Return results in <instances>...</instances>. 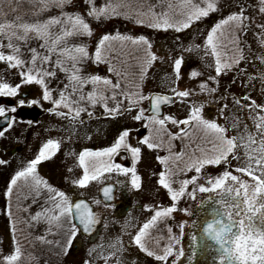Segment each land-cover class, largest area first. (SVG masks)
<instances>
[{"label": "rangeland", "instance_id": "1", "mask_svg": "<svg viewBox=\"0 0 264 264\" xmlns=\"http://www.w3.org/2000/svg\"><path fill=\"white\" fill-rule=\"evenodd\" d=\"M233 1L222 0L221 7L228 3L238 5V0H235L234 3ZM215 2L219 4L220 0H215ZM193 3H199L203 6L201 0H193ZM251 4L246 14V28L242 33V42L246 43L247 48L248 62L245 65L246 69L244 68L246 71L239 74L236 83L231 88V91L237 96L236 98L232 96L226 100L221 97V89L226 86L222 76L219 77L218 84L209 79L215 77L216 71L221 67L220 65L217 67L214 62L211 54L212 49L208 46L204 47L205 35L210 30L207 20L221 11L211 13L208 18H204L205 24L202 27L195 28L192 26L179 34H172L165 30L154 31L153 33L154 44L150 51L157 57L154 61L157 72L154 74L155 77L147 82L144 90L173 93L176 96L175 104L165 108V116L159 121L166 127H170L174 133L181 132L182 127L178 123L169 124L170 121L166 117L168 115L177 121L184 120L188 116L190 118L195 116L196 119H192L195 120L193 127L200 129L203 127L199 124L205 126L208 120H215L219 125L226 128L225 134L235 138V145L230 143L228 146L226 143L223 146L225 155H228L229 152H232V155H228V159L219 166L201 167L200 172L187 171V168L195 163L194 160H188V155H191L197 145L210 150L213 142L221 143L222 140L220 134L210 132H205L211 136L208 139L204 137L195 138L194 134L199 130H191L188 127L183 130L188 134L183 140L172 141L171 137L166 136L162 141L160 136L161 139L157 137L150 139V143L153 145L157 142L156 145L159 148L155 150L146 149L141 145V159L137 162L136 168L142 177V187L140 190H135L132 186L133 173L131 171L126 172L122 167L119 168V163L125 166L131 165L129 161H124L123 156H117V162L114 165L110 161V166L106 167L107 169L97 168L96 172L92 173L87 168L90 167L92 170L91 167H93L90 164L92 162L90 153H81V151L85 148L96 147L99 141L102 144L105 143V146L108 144L110 146L118 134L115 130L120 126L127 129L134 128L130 130L127 141L136 144L138 141L135 125L141 123L121 118V121L124 122L119 120V123L107 121L103 123L104 125L93 123L89 127L73 133L69 131V128L72 127L71 124L69 130L67 129L69 123L67 117H57L62 119L59 120L56 117L50 118L48 116L42 119L43 116H41L33 122L20 118V111L28 106V102L34 99L40 100V86L34 84L32 88H28L25 84H21L19 92L24 89L29 90V96L23 99L26 102L23 107L18 105V101L21 100L18 94L16 99L2 96L0 106L5 107L6 112H9L12 117L14 116L12 130L5 128V135L0 137V159L7 161L6 164L0 165V237L2 245L13 244L8 230L9 224L14 222L17 210L20 212L22 209L28 210L33 200L38 201L37 212L41 211V214L49 216L50 214L65 212L73 197L83 196L93 205L98 214L96 228L92 234L77 237L80 239L79 245L74 247L76 239L71 248H68V238L67 240L65 238L63 246L61 244L60 252L53 256L45 251L36 250L33 254L36 259L47 257L49 258L48 264H85L86 261L88 264H134L131 261L129 263L128 259L130 258L136 260L135 264H158L151 259L152 257L145 256L141 253L143 251L137 249L138 247H136L132 237L139 230V227L149 219V213L152 210L163 205V207L169 206L172 203L167 191L158 183L159 172L164 171L165 168L159 164L155 157L169 155L167 149L173 144L175 152L184 148L188 154L184 157L186 174L178 172L175 164L171 162L175 160V157L171 156L168 165L169 172L165 179L166 183L172 184L179 210L172 214V218L165 219L171 221L170 227L165 225L162 227V222L161 224L158 223L159 225L156 224L155 227L161 228V231L166 230L167 235L172 234L178 242L176 252L172 253V264H176L182 251L180 238L186 230V226L194 221L192 210L195 204L208 194L218 195L220 193L219 180L223 178L224 173L229 175L228 178H234L230 174L240 171L251 181H255V178L264 181V108L261 107L264 106V47H262L264 45V14L256 10L257 8L264 10V3L261 0H251ZM238 11L239 9L236 7H229L223 10L224 13H221L227 16L231 12ZM217 36V40L222 39L219 34ZM189 46H191L190 52H182V49ZM200 46L198 53L197 49ZM181 55L184 58V65L179 71V65L174 69L173 58H179ZM192 59L194 61H191ZM158 65L160 67H157ZM227 70V68H223L221 72H226L224 74L228 78L232 71ZM2 73L0 65V81H2ZM254 73L256 76L253 75ZM8 82L16 83L14 80ZM213 89L216 90L215 93L212 92ZM244 96H250L255 103L249 104L250 100L243 99ZM8 102H12V104ZM73 102L76 104L75 107H83L79 101L77 103L75 98ZM225 104L226 107H224ZM35 105L37 108L42 106L40 103ZM12 106L17 107L14 114L10 112ZM160 122L156 125L159 126ZM221 134L223 136V133ZM48 139L59 141L60 147L51 158L37 165V175L42 180L47 181L54 190H47L41 186L37 189L40 195L36 196L32 180L19 182L15 187L13 186L12 194L11 196L8 195V200L4 199V193L8 189L11 176L16 171L26 167ZM108 141L110 143L106 144ZM14 145H17V150L10 154L9 150ZM185 145H190V147H185ZM160 147H164V149L161 150ZM233 147L235 148L234 152L232 151ZM197 155H199L198 152ZM249 173L251 175L247 176L246 174ZM192 177H196V179L193 180ZM186 180L188 183H184ZM107 181L117 183L118 187L115 202L104 204L98 197V189ZM135 182L140 183L138 178ZM80 184L85 186L80 187ZM60 190H63L65 195H59ZM3 202L5 203L4 208ZM126 205L130 206V210L122 214L121 211ZM145 206L149 210H146ZM5 208L9 210V213L5 212ZM63 223L61 222L60 225ZM15 226L18 228L19 225L13 223L12 228ZM50 227L46 223L41 226L43 231H48ZM52 227L54 230L56 229V227ZM169 228L171 231L168 230ZM19 231L17 230V233ZM73 235L74 232L70 239ZM21 242L23 243L24 240Z\"/></svg>", "mask_w": 264, "mask_h": 264}, {"label": "trees", "instance_id": "2", "mask_svg": "<svg viewBox=\"0 0 264 264\" xmlns=\"http://www.w3.org/2000/svg\"><path fill=\"white\" fill-rule=\"evenodd\" d=\"M109 2H126L129 6L118 9L122 14L120 18H102L98 21L95 18L85 15L84 18L86 22L90 24L93 32L91 37H84L83 34L87 31V28L78 20L72 22L61 18L59 25L52 26L49 24L47 27L40 25V35L43 37V47H40L42 41L34 39L35 33L30 34L28 32V25L24 24L22 26V21L16 20V17H21L25 22H32L36 19L44 20L49 16H58L60 15L59 10L52 8L51 11L44 12L37 17L33 14L34 9L32 4L29 3V0H18L17 3H14L13 7L17 9L16 11H11L9 7L5 5L3 11L7 16L6 18L0 16V23L14 21L15 24L12 27H5L0 30L3 32V35L0 36V45H2V47H0V54H3L6 59L11 56L13 62L0 61L3 71L2 81H0V83L6 82L11 86H16L18 84L24 85V83H22V78L19 75L21 71H31L33 78L35 72L39 71L41 77L48 80L50 87L53 89V92L48 94L49 99L59 98L58 91L60 89H63L64 92V95L59 100V103L62 106L57 109L51 101H43L42 88L40 87L41 97L40 100H38V103L42 104V106H38L37 108L35 107L37 105H28L23 108L20 111L21 119L33 122L41 116H43L42 119L47 116L50 118L67 117L69 120L67 121L69 122L67 129L72 125V127L69 128L70 130H68L75 133L76 131H79V129L87 128V126L98 120L102 121L110 118L111 121L118 122L119 120L120 122H124L121 121V118H126V120L129 119L131 122H135L132 117L137 115H140L141 118L143 117L144 111L141 112L140 109L143 108V110H145L149 93L144 90V87L147 85V82L155 77L154 74L157 72L154 62L151 64V60H145L146 46L133 45L130 41L121 42L119 40L110 41L106 45V47H110L114 50L112 52L113 65L117 70L125 74L120 77V88H115L111 84H106L97 80H93L91 85H86L89 83L88 78L82 74H99L101 76H108L113 82L117 80V77L115 76V73L109 74L107 72V63H100L97 65L90 59L85 64L84 61L87 53H90V56H94L96 44L104 34H115L116 32H119L122 35H131L133 37L143 34L149 38L152 47L154 44V31H160L162 29H150L139 26L135 23V18L143 19L146 23L150 21L152 16L149 12V5H154L155 7L153 8V11L156 13L167 12L174 20L182 19L183 17L179 11V6L182 0H94L97 7H101ZM234 2L235 0L233 3ZM52 3L53 0H44V6L51 7ZM169 3L173 5L171 9L167 6ZM241 3L247 5L245 12V17H247V10L252 5L251 0H238V5ZM87 7L88 6L85 4L84 0H72V4L67 6L64 11L70 14H75L77 12L84 14L86 13ZM184 11L186 12L187 9ZM221 12L224 13L223 11ZM221 12L215 13L210 20H207L209 21V29L219 19L226 17L224 16L225 14H222ZM124 13H129L132 18H123ZM204 24L205 21L202 19L201 21L194 23L192 26L198 28L202 27ZM245 28L246 19L241 20L239 16L235 18L229 17L228 22L222 24L220 26V32L217 33L222 39L217 40V42L211 47L213 60L217 64V67L219 65L221 67L219 71L223 68L228 69L229 66L231 67L230 71H232V74L228 78L224 74L226 72L223 73L224 75H221L224 79V84H226L224 89H221V97L224 99L234 95L231 88L235 83L231 82L233 80L236 81L241 72L240 69H243L244 67L243 63H247L246 43L242 42V33H244L243 30H245ZM165 31L171 32L172 34L180 33L176 32L174 29H167ZM31 49H35V52L30 51ZM150 49H148V51H150ZM214 52L218 53V55H214ZM49 57L51 58L50 60H48ZM241 59H243V62L238 64L237 62ZM22 61L26 62L25 65ZM191 61H194V59ZM12 63H19L21 64V67L13 68L11 66ZM81 64L84 66L82 73L80 72ZM148 64L151 65L147 66ZM157 67H160V65ZM142 68L145 69L144 73L141 72ZM51 73H55V79L53 80H49V75ZM9 80L12 82L14 80L16 83L8 82ZM65 83H67L66 87ZM25 85L28 88H32L34 83ZM212 92L215 93L216 90L213 89ZM222 94L225 95L222 96ZM1 97L2 96H0V98ZM123 97H127V100L123 99ZM74 98L77 103L79 101V104L83 107H75L74 105L76 104L73 102ZM129 101H131V103H129ZM116 105L120 106L121 112L115 113V111H113L112 113H108L109 115H112L111 117L106 116L103 106L114 109ZM129 107L134 109L128 111ZM49 109H53V112H49ZM55 112H60L62 115H55ZM77 113H80V115H77ZM87 113H91V115H87ZM60 118L57 119L62 120ZM121 130L120 126L115 132L118 133ZM150 130L158 135L162 133L164 134V137L169 136L167 134V129L155 126L154 128L151 127ZM135 131L138 135H141L145 131V128L137 126ZM194 136L195 138L204 137L206 139L211 137L202 131H197ZM107 143L108 142H106V144ZM104 146L105 143L102 144L99 141L96 147L102 148ZM90 149H92V147ZM31 180V177H22L17 183ZM4 199L8 200L7 191L4 193ZM4 204L5 203L3 202V208L5 206ZM38 208V201L35 200V203L31 202L28 210L24 211L22 209L21 212L17 210L16 218L13 223L19 225L18 228L15 226V239L18 241L21 256L15 264H48L47 260L49 258L47 257L40 259L35 258L33 254L36 250L45 251L49 253L50 256L58 254L60 252L61 244L63 246L65 238L66 240L68 238L67 241H69L70 236L73 233L68 210L54 215L50 214L49 216L47 214H41L38 217L40 222L37 223L31 220V216L37 212ZM4 210L6 213H9L7 208ZM61 222H64L63 225H60ZM45 223L51 226L48 231H43V228H41ZM12 224H9L8 230L10 238L13 241V233L11 231ZM52 226L56 227V229L54 230ZM17 230L20 231L17 233ZM39 237L45 238L39 239ZM23 240L24 242L22 243L21 241ZM14 248V243L12 245L3 246L0 237V264H7L4 257L11 255Z\"/></svg>", "mask_w": 264, "mask_h": 264}, {"label": "snow or ice", "instance_id": "3", "mask_svg": "<svg viewBox=\"0 0 264 264\" xmlns=\"http://www.w3.org/2000/svg\"><path fill=\"white\" fill-rule=\"evenodd\" d=\"M18 0H0V16H4L6 18L7 14L3 11L5 5L9 7L11 11H16L17 9L13 7L14 3H17ZM85 4L88 6L86 13L81 14L79 12L75 14H70L64 11V9L72 4V0H53V3L51 7L44 6V0H29V3L32 4L34 12L33 14L37 17H39L41 14L44 12L51 11L52 8H56L59 10L60 15L58 16H49L47 19L40 20L36 19L35 21L32 22H25L21 17H16V20H21L22 21V26L24 24L28 25V32L35 33L34 39L38 41H42L40 43V47H43V37L40 35V25H44L47 27L49 24L52 26H56L60 24L61 18H64L66 20L75 22L79 21L81 24H83L86 28L87 31L83 34L84 37H91L93 35L91 26L89 23L86 22L85 20V15L88 17L95 18L96 20H101L103 19H113V18H120L121 13L118 11L119 8L122 7H128L129 5L126 2H120V3H114V2H109L105 3L101 7H97L94 3V0H84ZM202 5L199 3H193V0H182L180 6H179V11L181 16L183 17L182 19L179 20H174L171 18L167 12L164 13H156L153 11V8L155 7L154 5H149V12L151 13L152 19L148 21L147 23L140 18H135V23L139 26L147 27L150 29H162V30H167V29H174L176 32H182L184 30H188L192 27V25L196 22L201 21L204 18H208L211 13L217 12V11H223L229 7H236L239 9L238 12H231L229 15H227L224 18L219 19L213 26H211L210 30H208L206 39L204 41V47L208 46V48H211L217 41L218 36L217 33L220 32V26L222 24H225L228 22L229 17L235 18L239 16L241 20L246 19L245 17V12L247 5L245 3H241L240 5H234L231 3L228 4H223L221 7L222 0H220V3H216L215 0H201ZM262 3H264V0H261ZM168 8L171 9L173 5L169 3ZM187 9L185 12L184 10ZM258 12L261 14H264V10L257 8L256 9ZM123 18L125 19H131L132 16L129 13H124ZM15 24V22H6V23H0V30H2L5 27H12ZM3 35V32L0 31V36ZM113 40H119L121 42H128L130 41L133 45H142L146 46L145 50V60H151V64L157 59V57L153 54H151L148 49L151 48V43L149 38H147L145 35L141 34L138 36H131V35H122L119 32H116L115 34H104L101 36V38L98 40L95 51H94V56H90V53H87L86 59L84 63L86 64L90 59L99 65L100 63H107V72L109 74L115 73V76L117 77V80L113 82V80L108 77V76H101L99 74H93V75H87V74H82L83 76H86L88 78L89 83L86 85H91L93 80H97L106 84H111L115 88H120L121 87V80L120 77L124 76L125 74L122 73L121 71L117 70V68L113 65L112 63V52L114 51L110 47H106L108 42L113 41ZM2 47V45H0ZM264 47V45H262ZM201 46L197 49V52L199 53ZM30 51L35 52V49H31ZM183 51H191V46L182 49ZM214 55H218V53H213ZM51 58L49 57L48 60ZM183 55H181L179 58H173V64H174V69L176 68L177 65H179V71H181L182 66H183ZM0 61H7V62H13V58L9 56L7 59L3 54H0ZM47 62V60H46ZM243 62V59L238 61V64H241ZM22 63L25 65V61H22ZM151 64H148L147 66H150ZM13 68L15 67H21V64L19 63H12L11 65ZM84 68L83 64L80 65V72L82 73V69ZM231 67H228L227 71H230ZM240 71H246L245 69H240ZM141 72H145V69L142 68ZM224 72H221L219 70L216 71L215 77H210L209 79L213 80L216 84L219 83V77L223 74ZM19 75L22 78V83L24 84H35L37 86H40L42 88V99L45 102L51 101L55 108H60L62 105L59 103L60 98L64 95L63 89H60L59 92V98L56 99H49L48 94L53 92V89L50 87V84L48 80H45L43 77H41L39 71L35 72L34 78L32 75V72H25L21 71ZM256 76V74H253ZM55 79V73H51L49 75V80ZM67 79V78H66ZM231 83H235V80H233ZM85 85V86H86ZM67 86V83H65V87ZM84 86V87H85ZM21 85H16V86H11L9 83H0V96H5V97H15L18 94L19 88ZM225 94H222V96ZM123 99L127 100V97H123ZM171 99V98H167ZM243 99L250 100L249 104L255 103V101L251 100L250 96H244ZM55 101V102H54ZM237 102H240L237 100ZM25 100L21 99L18 101V105L23 107L25 106ZM37 100H32L28 102V105H35L37 104ZM131 103V101H129ZM226 107V104L224 105ZM264 108V106H261ZM104 112L106 116L111 117L112 115H109L108 113H112L115 111V113H120L121 108L119 105H116L115 108H109L107 106H103ZM134 108L129 107L128 111H132ZM17 111L16 106H12L10 108L11 113H15ZM49 112H53V109H49ZM141 112H143V108L140 109ZM55 115H62L60 112H55ZM77 115H80V113H77ZM87 115H91V113H87ZM201 115H202V109H201ZM7 116V112L5 107L0 106V119L3 120V123L0 124V137H3L5 135L4 129L6 128L7 130H12L13 128V123H14V116L9 117L8 119H4ZM167 119L173 123V124H180V125H186L189 124L190 121L192 120L189 116L181 121H177L174 119L171 115L166 116ZM71 118V117H70ZM132 119L136 122L141 121V116L137 115L132 117ZM143 127L146 129L147 134L143 135L139 143L143 146H146L147 149L149 150H155L159 148L157 145H153L150 143V128L149 124L147 121L143 125ZM203 129L206 132H210L212 134H217L219 135L220 133H223L221 143H212V147L210 150H207L203 147H200L197 145L196 149H194L191 153V155H188L185 151L184 148H181L179 152L174 151V145L171 144V146L167 149L168 152L170 153L169 155H160L156 157V160L159 162V164L163 165L165 170L159 172V180L158 183L160 186H162L166 191L167 194L171 200V205L166 206L163 208H158L154 211V214L151 215L150 219H148L141 227H139V230L136 232V234L132 237V240L134 243L138 246V248L143 251L147 256L153 257L158 264H172V251L170 250L169 247L165 246L163 249L162 254H157L151 251L147 245L145 244L144 240L145 237L148 235V230L151 228H154L155 225L157 224L158 220L164 219V218H171L172 214L179 210L178 209V202L176 199V196L173 193V188L171 183H166V174L169 172V167L168 165L170 164V157L174 156L175 160L171 161L172 163L175 164V167L177 168L178 172L180 174H186V171H184V166H185V159L184 157L188 155V160H194L195 163L191 167L187 168V171H195V172H200L201 167L205 166H219L221 163H224L228 159V155H232V152H229L228 155H224L223 152V146L226 143H231L233 146L235 145V138L234 137H228L226 136V128L223 126L219 125L215 120H208L203 127ZM181 132H183V129H181ZM181 132L177 133H169L171 136V140H183L187 137V133L183 132V135H181ZM130 136V130L124 129L122 130L119 134L118 137L115 139V141L107 147H104L102 149L98 150H92V149H83L81 153L83 152H93V153H115V158L120 155L121 150H124L126 155L123 157V159L127 160L128 156L130 155L131 158V165L130 166H125L124 164L119 165V167H122L127 171H131L134 175V179L132 180V186L135 190H140L142 187V177L138 174L136 165L137 162L141 159V152L142 148L139 146H132L131 144L123 143L122 140L123 138H128ZM60 147V142L55 140V139H48L46 143L42 145V147L39 148L38 154L35 156L34 159H32L26 167H24L22 170L16 171L10 178L8 189H7V194L11 196L12 191H13V186L17 184V181L24 177H31L32 182H33V190L35 192L36 196L40 195V192L37 190L41 186L46 188L47 190H54L52 186H50L47 181L42 180L41 178L38 177L37 175V165L40 164L42 161L48 160L51 158L52 155L55 154V152L59 149ZM185 147H190V145H185ZM232 151H235V148L233 147ZM197 152L199 155H197ZM137 153L139 154V157L137 156ZM7 161L4 159H0V165L6 164ZM201 165V166H197ZM136 178L139 179L140 183L137 184L135 182ZM192 179H196V177H192ZM184 183H188V181H184ZM84 184H80V187H84ZM202 191L204 190L203 188L201 189ZM59 195H65L63 190H60ZM35 203V200H33ZM146 210L147 206H145ZM77 211L82 212L84 216H87L88 214V209L87 208H80L79 205L77 206ZM41 215V211L36 212L34 215L31 216V220L34 222H40L38 220V217ZM241 225L243 227V221H241ZM32 226V225H30ZM171 231V228L168 229ZM13 233V243L15 245L14 251L11 255H7L4 257V260L7 262V264H15L17 260L20 258L21 253L19 249V244L18 241L15 239V228L13 227L11 229ZM79 232L75 233L72 238L68 241V248H71L76 241L78 237ZM219 239V236L216 237ZM39 239H43V237H39ZM249 240L251 243L246 247V250L243 255L240 254L239 248H226L224 249V256L221 257V262L224 260V257H228L229 261L235 257V260L237 261V264H264V234H259L258 241L256 238H253L252 236H249ZM181 255H183V252L181 251ZM85 264H88L86 261Z\"/></svg>", "mask_w": 264, "mask_h": 264}, {"label": "flooded vegetation", "instance_id": "4", "mask_svg": "<svg viewBox=\"0 0 264 264\" xmlns=\"http://www.w3.org/2000/svg\"><path fill=\"white\" fill-rule=\"evenodd\" d=\"M246 175L250 176V174ZM228 176L224 173L223 178L219 180L221 191L217 196L208 194L195 204L192 210L194 221L186 226L180 238L183 255L179 256L176 264H228V257H224L221 262L224 249L236 247L243 255L246 247L251 243L249 236L258 241L259 234H264V181L257 179L251 181L240 171L230 174L234 178ZM115 186L117 191L118 185ZM129 210L130 206L126 205L121 213L125 214ZM154 211L149 213V219ZM96 215L98 216L97 212ZM165 219L158 220L157 224L162 222V227L164 225L170 227L171 221ZM210 220L214 223L203 234L201 226ZM158 228L156 226L148 230L144 240L147 247L157 254H162L165 246L169 247L172 253L176 252L178 245L176 239L172 234L168 236L166 230L161 231V228ZM217 236L219 239L216 238ZM137 249L140 251L139 248ZM141 253L147 256L144 252ZM151 259L157 262L153 257ZM128 261L136 263L135 259L129 258ZM231 262L237 264L235 257Z\"/></svg>", "mask_w": 264, "mask_h": 264}, {"label": "water", "instance_id": "5", "mask_svg": "<svg viewBox=\"0 0 264 264\" xmlns=\"http://www.w3.org/2000/svg\"><path fill=\"white\" fill-rule=\"evenodd\" d=\"M27 93V91L23 92L21 95L24 96ZM171 98V99H167ZM174 102V97L165 95V94H159V93H152L149 96V111L148 113L160 115L161 114V107L163 105H171ZM10 116L7 114V116L4 119H8ZM3 123V120L0 119V124ZM16 150V147H12L9 152L13 154ZM101 196L105 201H111L113 199V186L112 185H106L101 190ZM79 205L80 208H87L88 214L87 216H84L82 212L77 211V206ZM70 211L73 217L74 223L79 227L80 231L82 233H88L92 227L93 224V213L91 210V207L84 199H78L74 201L70 207ZM204 227H207V224L204 225Z\"/></svg>", "mask_w": 264, "mask_h": 264}]
</instances>
